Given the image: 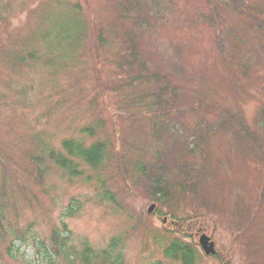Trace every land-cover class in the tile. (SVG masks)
I'll list each match as a JSON object with an SVG mask.
<instances>
[{
  "label": "rangeland",
  "instance_id": "rangeland-1",
  "mask_svg": "<svg viewBox=\"0 0 264 264\" xmlns=\"http://www.w3.org/2000/svg\"><path fill=\"white\" fill-rule=\"evenodd\" d=\"M212 5L0 0V264H82L85 245L100 256L92 264H181L164 255L175 239L197 249L196 264H264V31ZM214 9L218 21L205 20ZM152 17L156 25L140 23ZM151 75L157 83L142 81ZM164 85L181 89L177 101L157 96ZM223 110L245 121L258 157L224 128L206 132ZM193 137L200 152L168 155L166 169L171 179L176 163L213 177L202 198L174 188L173 204L163 205L141 168L152 175L169 141L185 147ZM71 140L105 144L103 164L77 160L82 175L71 177L49 154L65 155ZM64 224L69 257L52 240L54 230L66 236ZM202 235L216 256L205 255Z\"/></svg>",
  "mask_w": 264,
  "mask_h": 264
},
{
  "label": "trees",
  "instance_id": "trees-1",
  "mask_svg": "<svg viewBox=\"0 0 264 264\" xmlns=\"http://www.w3.org/2000/svg\"><path fill=\"white\" fill-rule=\"evenodd\" d=\"M211 3H217L222 2L227 5L230 9L236 11L242 16H246L249 19V29H258L264 31V28L262 26V19L261 17H264V4H257V5H248L245 7L244 4H246L245 1L241 0H207ZM213 6V5H212ZM217 11L214 9V16H211L210 18H205V20L208 21H218ZM259 15L260 18H259ZM152 21H149L148 18H142L140 20V23L147 22L148 24H151L154 22V25L158 23L157 17H152ZM214 24V23H213ZM145 24L146 30L149 28ZM150 30V29H149ZM134 35H138L135 34ZM131 36V35H130ZM133 44V43H132ZM133 47V60L138 61V56L136 55L135 51V44ZM144 67V65H142ZM145 71V70H144ZM156 77L144 78L143 82H151L155 81ZM157 83V82H156ZM169 89V90H168ZM164 85L162 86L158 91V97L162 98L164 95L168 94L172 98V102L177 101V98H175V93L181 91V89H176L174 87L168 88ZM220 123L218 124V127L214 128H208L206 130L207 133L216 132L221 128H224L229 131L234 137H237L236 147L239 149H242L245 154H249L254 157H258L257 153L259 150L258 147H256L255 143L257 142L256 136L250 131L248 126L246 125L245 121L239 117L238 115H234L228 110H223L220 113ZM260 121L264 125V108L262 109L260 113ZM175 124V123H174ZM172 124V125H174ZM86 132L91 133V130H86ZM201 135H204V130H202ZM194 138V137H193ZM191 139L188 141V145L185 147L178 145L179 142L175 139H172V141H169V143H172V145L169 147V150L164 153L163 155H160L158 158L160 160L157 161L156 167H153V170L151 171L153 174L146 169L141 168V172L143 175L147 176L149 179L150 184L152 185L150 188L151 194L155 197V200L160 202L163 205H170L173 204L174 201V188L179 189V193L182 194H188L191 195L193 198H202L201 188L204 185V181L207 179H212L213 174L211 171V168L206 169H198L193 166H188L187 164H181L178 165L176 163L173 167L176 172V175L174 179L172 178L173 171H170L166 169L167 165L166 158H168V155L171 154H177L180 152V150H183L184 154L186 155H195L199 151V146H197V142L194 139ZM170 140V139H169ZM177 141V142H176ZM64 149H65V155L56 153L54 151H50V159H52L58 167H60L62 170L68 172L71 177H80L82 175L81 172L78 170V164H76L77 160H80L90 166L91 168L98 169L104 162L105 156H106V145L103 143H96L91 145L90 147H86L82 143L75 142L74 140L67 141L64 143ZM176 156H180V154H177ZM183 157V156H182ZM174 159V158H173ZM169 164V163H168ZM156 169V170H154ZM151 170V168H150ZM111 202H114V198L108 199ZM78 210H75L74 213L67 214L68 217H74L77 214ZM71 213V214H70ZM65 225V224H64ZM63 225V226H64ZM65 233L66 236H61L59 230H54L52 233V240L55 243V246L58 248H54L55 252L58 254L62 253L65 256H68L67 253V247L68 242L70 240V232L67 230L65 225ZM117 248V242L114 239L111 244V252H105L103 254V259H110L112 253ZM11 251V250H10ZM165 257L168 259L180 262L181 264H196L198 260V251L197 249L189 244L184 243L180 239L171 240L170 244L166 246ZM81 261L82 264H92L93 260L100 258L97 254H92V251L88 248L87 245H85L84 250L81 252ZM74 255L70 256L71 260H74ZM68 264H73L71 261ZM114 264H120L119 262H114Z\"/></svg>",
  "mask_w": 264,
  "mask_h": 264
},
{
  "label": "water",
  "instance_id": "water-1",
  "mask_svg": "<svg viewBox=\"0 0 264 264\" xmlns=\"http://www.w3.org/2000/svg\"><path fill=\"white\" fill-rule=\"evenodd\" d=\"M154 209L155 206H152L150 212H153ZM199 243L207 256H215L217 254L215 243L207 235H202Z\"/></svg>",
  "mask_w": 264,
  "mask_h": 264
}]
</instances>
